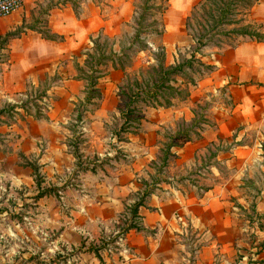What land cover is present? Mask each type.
I'll use <instances>...</instances> for the list:
<instances>
[{
    "label": "rangeland",
    "instance_id": "obj_1",
    "mask_svg": "<svg viewBox=\"0 0 264 264\" xmlns=\"http://www.w3.org/2000/svg\"><path fill=\"white\" fill-rule=\"evenodd\" d=\"M112 1L114 6L116 2H124ZM178 1L186 2L183 9L178 8ZM129 2L131 12L122 17L120 24L113 22L110 27L104 26L97 30L98 33L90 34L92 40L100 44L106 43V52L109 49L118 51L120 46L128 48L134 32L133 19L137 15L135 6L140 0ZM155 2L163 6L167 4V10L161 15L165 32L158 36L147 32L144 38L149 40L154 50L158 45H162L167 64H173L188 57L191 50L193 42L185 28V17L194 0ZM45 3L49 2L45 0ZM138 11L140 10L137 8V13ZM44 12L46 9L41 11L38 17V25L42 30H46ZM110 12L114 10L110 11V7H104V13ZM153 17L159 19L160 14L156 13ZM146 19L151 20V17L147 16ZM104 36L107 38L104 39ZM1 40L7 39L2 37ZM92 46L93 43L88 38L78 47V52L73 57L65 56L61 59V66L66 67L69 64V67L75 69L77 61L84 65V53ZM227 46L228 44H223L217 47L212 44L203 49L205 57L199 58L212 67L195 65L193 68H186L177 76L176 84L181 92L174 95L173 105L165 108L167 112L180 110L187 118H168L157 128H152V136L145 137L144 140L138 139L147 133L146 124L142 121L144 110L151 108V111H163L164 107H146L139 103V111L122 114L120 110L126 111L130 94L126 88L123 90L126 95L120 94V87L125 84L124 72L122 71L121 75L113 74L109 62L102 66L103 76L99 81L113 83L108 110L106 118L102 122L99 121L98 125H92V130L85 132L84 127L85 118L89 120L90 113L93 114L94 109L102 104V93L97 85L100 99L94 96L87 102L85 89L84 98L74 101V106H71L73 110L68 114L69 118L66 122H60V129L56 128L52 135H40L32 139L27 137L28 135L24 137L28 129V123L23 124L24 120L26 122L25 116H45L42 110H49L53 104L55 96L47 94L46 90L60 79L56 73L42 77L36 88L26 85L24 92L27 95L17 96L16 99L20 100L18 104H3L0 108V264H110L108 258L111 252L118 253L115 249L125 233V227L132 223L133 203L125 204L124 212H120L117 221L111 220L107 227L98 224L94 231L75 232L72 225L80 223L85 210L94 215L105 210L103 201L94 200L92 191L98 188L96 185L101 183L105 176L119 170V164L116 165L115 162L129 167L137 159L145 161L151 156L153 158L149 162H144L142 175L147 176L146 173L149 172L151 177L158 181L169 182L171 177H190L192 181L206 178L205 181L209 179L211 182L210 174L214 173L215 168L224 178L234 174L236 180L240 179L238 185H233V188H230L229 184L226 185L231 192L230 212L232 217L236 218L238 226L246 227L240 237L245 241L255 240L256 247L262 245L256 226L260 227L263 223V214L258 215L256 212V201L264 195V121L258 119L248 125L246 122L230 120L231 113L236 111V105L232 104L229 97L225 75L223 76L222 71L218 72L214 64L221 53L220 49ZM126 50L131 58V67L127 69L131 78L135 73L139 76L140 70L137 69L154 62L150 51H137L136 43ZM16 107L24 109V115L18 114ZM140 116L142 119L138 123L137 118ZM182 119H185V122H182ZM121 127L125 130L120 131ZM83 131L87 133L84 137ZM178 131L183 133L178 134ZM139 133L141 136L134 135ZM118 137L120 141L117 140ZM200 138H204L202 142H209L207 151H204V158L200 155V159L194 154L189 161L180 163V159H176V155L170 151V144L182 146L187 140L194 142ZM54 139L64 145V148L55 153L56 158L47 159L48 153L45 149ZM212 139L216 140L210 142ZM235 144L249 150L250 157L247 159L244 152L243 157L237 158L231 151ZM30 163L38 165L39 185ZM133 222L138 224L137 219H133ZM250 226L255 227L253 232H250ZM79 241L81 244H77ZM83 246L87 248L83 249Z\"/></svg>",
    "mask_w": 264,
    "mask_h": 264
},
{
    "label": "crops",
    "instance_id": "obj_2",
    "mask_svg": "<svg viewBox=\"0 0 264 264\" xmlns=\"http://www.w3.org/2000/svg\"><path fill=\"white\" fill-rule=\"evenodd\" d=\"M47 1L49 3H45V0H24L19 10L0 17V108L3 104H18L20 100L16 97L27 95L24 92L26 85L36 88L42 77L55 73L60 76L58 82L47 87L46 93L54 95L55 100L49 110H42L45 116H25L26 122L24 120L23 124L28 123V129L24 137L28 135L31 139L40 135H52L56 128L60 129L58 125L69 118L74 101L84 98V81L77 77L76 68L69 67V64L61 66V59L65 56L73 57L90 34L98 33L97 30L104 26L110 27L113 22L120 24L122 17L131 12L129 0H124L123 4L116 2L115 6L112 0ZM176 4L179 9H183L186 2L178 1ZM104 7H110V11L114 12L104 13ZM44 9L46 30L62 35V40L47 39L38 32V17ZM248 18L264 23V0L252 8ZM15 30H21L20 34L1 40L6 33ZM220 50L214 64L217 71H222L223 76L225 75L229 97L232 104L236 105V111L231 113L230 120L246 122L248 125L258 119L264 121V43L245 37L235 46L228 45ZM112 73L121 75L123 72L121 69H113ZM99 81L101 78L98 79L97 87L102 93V104L94 109L93 114L90 113L89 120L85 118V132L92 130V125H98L99 121L106 118L113 83ZM112 99L115 100V97L112 96ZM15 110L18 114L25 113L21 107H16ZM163 111H151V108L144 110L142 121L146 124L147 133L143 136L140 133L134 135L141 136L138 139L144 140L145 137L152 136V128H157L168 118H187L180 110ZM85 132L83 137L87 135ZM217 135L218 132L215 134L216 139ZM203 139L194 142L187 140L182 146H171L170 151L176 155V159H180V163L189 161L194 154L200 159V155L204 158L209 142H202ZM58 142L57 139L49 142L45 149L47 159L56 158L55 153L64 148ZM231 151L237 158L244 152L247 159L250 157V151L238 144ZM151 158L153 157L146 158L145 161L137 159L129 167L115 162L116 165L119 164V170L105 176L96 185L98 188L92 191L94 200H102L105 210L98 215L85 210L80 223L72 225L75 232L94 231L98 224L107 227L111 220L117 221V216L124 212L126 205L142 198L137 217L134 218L140 229L125 231L115 249L118 253L111 252L108 258L110 264H264V195L256 201V212L258 215L263 214V223L260 227L256 226L263 244L256 247L255 240L245 241L240 237L246 227L237 225L236 218L230 212L232 206L229 208L231 192L226 185L233 188L240 179L236 180L234 174L224 178L215 168L214 173L210 174L211 182L209 179L205 181L206 178H202L204 181H192L190 177H171L169 182L158 181L149 172L146 173L147 176L142 175L144 162H149ZM146 191L150 193L144 194ZM254 229L255 227L250 226L249 230L253 232ZM77 244H81L80 241Z\"/></svg>",
    "mask_w": 264,
    "mask_h": 264
},
{
    "label": "trees",
    "instance_id": "obj_3",
    "mask_svg": "<svg viewBox=\"0 0 264 264\" xmlns=\"http://www.w3.org/2000/svg\"><path fill=\"white\" fill-rule=\"evenodd\" d=\"M155 1L140 0V3L136 4L135 13L137 15L133 19L134 32L128 43V48L120 46L118 51L109 49L106 52V43L100 44L92 40L91 36L89 37L93 46L84 53L86 56L84 65H80L78 62L75 63L76 69L78 70L77 77L86 82L85 97L87 102L90 99L92 100L94 96L100 99V93L96 85L98 79L103 76L101 71L102 66L108 62L113 69H121L124 72L125 84L120 87V94L126 95L123 91L125 88L130 94L128 96V103L126 104V111L120 110V112L122 114H133L139 111V103L146 107H169L173 105L174 95H179L181 92L176 84L177 76L181 75L186 68H193L195 65L203 68L212 67V65L205 64L199 58L204 55V48L212 44L217 47L223 44H228L230 47H233L245 37L255 40L258 43H264V23L248 18L252 8L260 3L261 0H197L191 6L185 17V28L193 42L189 56L184 59L181 58L176 63L167 64L164 47L158 45L154 50L150 46L149 40L144 38L147 32L157 36L165 32L161 15L167 10V4L163 6L161 3L157 4ZM137 8L140 10L138 13ZM156 13L160 14L159 19L153 17ZM147 16L151 17V20L147 21ZM20 31H10L4 37L8 39L17 36L20 34ZM38 32L42 37L47 39H63L62 35L49 33L45 29H38ZM97 36L98 38L100 37L99 34ZM105 38L107 37L104 36ZM135 43L137 44V51H150L154 62L149 63L147 67L137 69L140 70L139 76L134 71L135 74L131 78L130 72L127 71L131 67V58L126 49H130V46ZM141 119L142 116L137 118V122L139 123ZM182 122H185V120H182ZM191 122L194 121L191 120ZM121 130H125L124 127H121ZM179 133L182 134L183 132L178 131ZM117 140L120 141V137ZM172 145L170 144L169 147ZM31 164L30 166L36 177V183L39 185L40 174L38 172V165ZM148 193L150 191H146L144 194ZM141 204L142 198L133 203L131 207L132 223L126 225L124 231L131 228L140 229L133 222V219L137 217V209Z\"/></svg>",
    "mask_w": 264,
    "mask_h": 264
},
{
    "label": "built area",
    "instance_id": "obj_4",
    "mask_svg": "<svg viewBox=\"0 0 264 264\" xmlns=\"http://www.w3.org/2000/svg\"><path fill=\"white\" fill-rule=\"evenodd\" d=\"M23 0H0V17H5L19 10Z\"/></svg>",
    "mask_w": 264,
    "mask_h": 264
}]
</instances>
